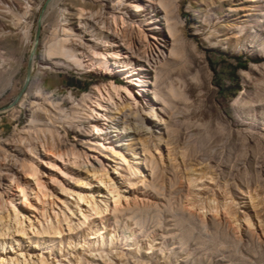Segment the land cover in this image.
I'll use <instances>...</instances> for the list:
<instances>
[{
	"label": "rangeland",
	"instance_id": "1",
	"mask_svg": "<svg viewBox=\"0 0 264 264\" xmlns=\"http://www.w3.org/2000/svg\"><path fill=\"white\" fill-rule=\"evenodd\" d=\"M1 1L0 16L2 9L9 10L8 5L6 7ZM33 1L35 3L30 2L28 7H32L28 10L19 9L21 13L28 11L17 36L26 47L13 86L0 96V142L18 139V133L27 132L32 118L30 112L21 106L24 97L16 108H6L12 105L24 88L39 17L47 9L49 0ZM73 1L76 3V0ZM178 2L180 52L170 60L160 81L151 86L164 95L161 102L168 112L165 114L166 121H169L167 129L173 138L174 152L178 151L173 154L175 161L172 162L171 157L169 159L168 146L165 145V157L158 162L155 175L149 176L151 184L141 183L138 188L123 185L122 206L125 208L116 212L111 199V212L106 216L92 212L93 216L88 218L86 225L72 234L81 238L91 227H103L109 239L118 233L119 239L109 248L115 255L114 259L111 258L114 264H140L137 259L140 257L150 260V264H264V0ZM88 10L93 9L90 7ZM51 13L50 20L42 27L36 53L38 60L50 45L52 31L68 27L75 32L78 27L76 19L68 11L52 10ZM237 58L246 62V69L236 68ZM53 67L41 70L36 66L25 95H40L43 99L48 96L47 99L56 107L62 105L67 115L71 116L80 106L88 108L91 102L86 97L94 87L109 83L111 78L119 85L126 84L122 77L96 70L86 72L68 65ZM154 74L156 78L157 74ZM7 78L8 75L0 78V91L2 81ZM53 111L56 114L55 108ZM33 117L42 128L46 129L48 124L61 128L52 124L39 110L33 113ZM68 129L65 144L70 146L74 142L75 131ZM62 134L64 136L65 132L62 131ZM96 154L104 160L109 159L112 165L109 167L116 173L115 160L98 151ZM184 159L190 169L203 170L209 178L214 177L213 181L205 180L208 187L199 190L202 196L216 197L219 202H224L228 195L237 204L234 206L237 215L244 212L258 214L254 233L248 230L242 218L239 221L240 231L236 234L226 219L214 221L210 213L203 224L187 211L184 202L188 192L186 175L191 171L185 167ZM251 197H254L253 201ZM54 207L60 210L57 205ZM82 208L86 210L87 203H83ZM222 212L224 217L225 211ZM25 214V218L35 222L41 218L38 210ZM79 218V212L73 216L75 226ZM25 221L29 223L28 218ZM65 229L64 234L68 235L67 225ZM127 235L133 238L129 241L131 246L126 245ZM52 239L50 251L33 245L34 260L44 253L58 256L57 260L68 263V258L61 257L69 253L68 242L61 244ZM151 244L153 247L150 249ZM82 250L79 248L77 251ZM123 250L125 257H122ZM82 253L99 264H107L103 258ZM53 256L50 258L53 259ZM70 257L74 258V255Z\"/></svg>",
	"mask_w": 264,
	"mask_h": 264
},
{
	"label": "bare ground",
	"instance_id": "2",
	"mask_svg": "<svg viewBox=\"0 0 264 264\" xmlns=\"http://www.w3.org/2000/svg\"><path fill=\"white\" fill-rule=\"evenodd\" d=\"M2 1L9 10L2 9L0 16V78L6 75L8 78L2 81L0 96L13 86V79L21 67L26 46L17 39L18 30L23 19L28 17L27 10L32 7H28L29 3H35L33 0ZM178 1H48V7L46 10L44 7L38 21L39 39L35 40V51L30 59L31 79L27 88L36 66L41 70L62 65L86 72L96 70L122 77L126 84L119 85L111 78L109 83L94 87L86 97L91 102L88 108L80 106L72 116L67 115L62 105L56 107L48 96L43 99L40 95L23 93L17 105L24 97L21 106L30 112V118L32 116L27 132L18 133V139L0 142V264H99L82 251L103 258L107 264H114L111 258L115 255L109 248L119 239L118 233L109 239L103 227H91L81 238L72 232L86 225L92 212L100 216L111 212V199L115 211L120 212L123 185L135 188L141 183L147 185L149 176L155 175L158 162L165 157V145L168 146L169 159L172 160L173 154L178 152H174L173 138L167 129L169 121H166L165 114L168 112L161 102L164 95L151 88L160 81L170 60L180 52ZM90 7L93 10L89 11ZM19 9L27 10L21 13ZM52 10L68 11L78 27L75 32L68 27L52 31L50 45L38 60L36 53L42 27L50 20ZM151 95L153 97L149 99ZM17 105H10L6 110ZM51 107L56 109V114ZM38 110L61 128L49 124L46 129L38 126L39 121L33 117ZM68 128L75 131L70 146L65 144ZM97 151L115 160L116 173L109 167L112 166L109 159L104 160L96 154ZM183 162L185 164V159ZM187 168L191 173L188 171L186 175L188 192L184 202L191 215L203 224L210 213L214 221L226 219L236 234L240 231L242 218L249 231H256L257 213L237 215L234 208L237 204L228 195L224 202H219L216 197L202 196L199 190L208 187L205 180L213 181L214 177L209 178L203 170ZM83 203H87L86 210L82 208ZM55 205L61 211L56 210ZM36 210L41 217L37 222L25 218L27 211L35 213ZM222 210L225 211L224 217ZM78 212L80 218L75 226L73 216ZM65 225L70 232L68 235L64 234ZM52 238L61 244L68 242L69 253L61 256L68 258V263L57 260L58 256L53 254L45 255L44 251L34 260L33 245L50 251ZM132 239L127 235L126 245L131 246L129 241ZM150 246L151 249L153 244ZM79 248L83 250L78 252ZM110 253L112 257L109 258ZM71 254L74 258L70 257ZM122 257H125L124 250ZM137 259L140 264H150V260L144 257Z\"/></svg>",
	"mask_w": 264,
	"mask_h": 264
},
{
	"label": "water",
	"instance_id": "3",
	"mask_svg": "<svg viewBox=\"0 0 264 264\" xmlns=\"http://www.w3.org/2000/svg\"><path fill=\"white\" fill-rule=\"evenodd\" d=\"M39 39V28L37 29V32H36V41H38ZM35 51V48L33 49V52ZM31 79V62L28 66V71H27V79H26V82H25V85H24V88L22 89V91L20 92L19 96L16 98V100L12 103L11 106H16L20 100V98L22 97L24 91L26 90L27 86H28V83Z\"/></svg>",
	"mask_w": 264,
	"mask_h": 264
},
{
	"label": "trees",
	"instance_id": "4",
	"mask_svg": "<svg viewBox=\"0 0 264 264\" xmlns=\"http://www.w3.org/2000/svg\"><path fill=\"white\" fill-rule=\"evenodd\" d=\"M238 59V66L236 67V68H243V69H246V62H243L242 60H241V58H237Z\"/></svg>",
	"mask_w": 264,
	"mask_h": 264
}]
</instances>
